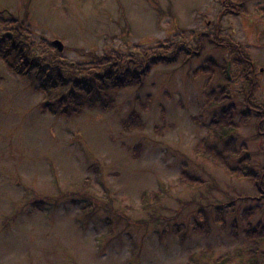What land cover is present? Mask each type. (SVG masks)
Here are the masks:
<instances>
[{"label":"rangeland","instance_id":"rangeland-1","mask_svg":"<svg viewBox=\"0 0 264 264\" xmlns=\"http://www.w3.org/2000/svg\"><path fill=\"white\" fill-rule=\"evenodd\" d=\"M239 3L242 15L222 13L220 0H0V31L14 19L35 55L78 69L174 40L201 47L185 64L152 67L139 86L106 89L109 111L75 116L42 112L33 75L0 57V264H264V243L245 240L246 229L264 227V198L193 151L208 133L192 118L217 115L207 101L218 89L234 121L248 90L264 106V0ZM212 38L238 45L252 71ZM131 111L143 127L126 132ZM237 129L257 174L264 142L250 118Z\"/></svg>","mask_w":264,"mask_h":264},{"label":"trees","instance_id":"trees-1","mask_svg":"<svg viewBox=\"0 0 264 264\" xmlns=\"http://www.w3.org/2000/svg\"><path fill=\"white\" fill-rule=\"evenodd\" d=\"M220 4L224 14H244V6L239 3V0H220ZM236 4L240 7L234 6ZM10 23L11 26L7 30L0 31V57L3 60L12 56L15 58L12 65L4 62L9 71H16V74L31 73L33 75L34 83H36L34 91L43 95L40 101L41 111L53 115L75 116L83 109L94 110L96 108L107 112L111 101L109 102L106 89L139 86L152 67L185 64L201 54L200 46L189 48L183 41L174 40L171 41V48L168 47L169 44H159V51L156 52L148 53L146 50L136 53V56L122 54L124 57L118 56L109 60L107 58L87 70L78 69L71 63L65 64V61L57 55L54 58L35 55L27 30L22 27V23H17L14 19H11ZM203 38L205 37L199 36L198 40H203ZM209 41L213 46L231 53L233 60H236L234 65L236 68H246L249 73L252 71L253 63L246 54L241 52L238 45L221 41L219 38H212ZM161 49H167V51L162 52ZM214 67L215 63L208 62V65L203 68V74L211 76ZM219 74L223 75V78L226 77V73L220 72ZM63 88L68 89L69 92L55 96V91ZM51 92H54L55 97L50 95ZM251 92L252 89L246 92L242 112L239 115L236 113L238 121H234L236 108L229 100L230 96L227 93L218 89L209 96L207 103L210 106L219 105L220 110L207 124L192 118L195 124L205 128L208 133V137L202 138L200 143L193 147V151L213 165L229 170L231 175L248 180L257 192V199H262L264 198V162L259 172L253 174V171L248 169L249 164L245 159L247 153L244 152L242 144L236 147L237 128L249 121V118L254 121L257 137L264 142V106L249 100ZM120 125L121 129L126 132L143 127L139 115L133 111L121 121ZM239 149L243 150L241 158H234L235 155H240L235 154V151ZM188 177L184 174L183 179ZM145 197L146 195L142 194V198ZM206 229L205 225L192 227L195 232ZM245 240L249 244L264 243V227L257 225L246 229ZM253 254L254 252L248 255L249 259L253 258Z\"/></svg>","mask_w":264,"mask_h":264},{"label":"water","instance_id":"water-1","mask_svg":"<svg viewBox=\"0 0 264 264\" xmlns=\"http://www.w3.org/2000/svg\"><path fill=\"white\" fill-rule=\"evenodd\" d=\"M53 44L57 45V48H58L57 51H61V46H60V44L58 42H54Z\"/></svg>","mask_w":264,"mask_h":264}]
</instances>
